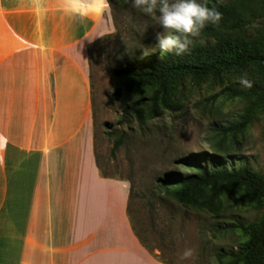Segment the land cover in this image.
<instances>
[{
  "label": "crops",
  "instance_id": "0c3cea01",
  "mask_svg": "<svg viewBox=\"0 0 264 264\" xmlns=\"http://www.w3.org/2000/svg\"><path fill=\"white\" fill-rule=\"evenodd\" d=\"M66 0H0V264H164L96 165L88 48L112 31Z\"/></svg>",
  "mask_w": 264,
  "mask_h": 264
},
{
  "label": "rangeland",
  "instance_id": "374dc122",
  "mask_svg": "<svg viewBox=\"0 0 264 264\" xmlns=\"http://www.w3.org/2000/svg\"><path fill=\"white\" fill-rule=\"evenodd\" d=\"M106 18L113 38L102 40L109 34L102 36L90 52L94 152L99 168L108 177L128 182L130 223L150 255L164 264H218L217 256L237 250L242 240L231 226L259 222L264 206H243L237 194L228 193L220 196L215 213L187 208L165 194L160 182L188 174L185 164L196 154L209 160L215 155L218 158L213 160L228 169L246 165L264 175V113L242 132H220L237 123L246 106L222 93L230 83H239V78L223 76L198 85L186 81L177 95V108L162 111L161 117L143 128L134 122L120 125L124 107L113 98L118 86L113 74L116 57L132 49L128 45L138 37L148 34L155 39L162 29L126 0H113ZM260 23L264 20L258 18L252 26ZM109 131L115 137L108 136ZM121 135L123 145L112 154L113 143ZM207 194L204 191L198 201ZM189 247L194 255L181 260Z\"/></svg>",
  "mask_w": 264,
  "mask_h": 264
},
{
  "label": "trees",
  "instance_id": "16d2710c",
  "mask_svg": "<svg viewBox=\"0 0 264 264\" xmlns=\"http://www.w3.org/2000/svg\"><path fill=\"white\" fill-rule=\"evenodd\" d=\"M108 3L112 9L113 0ZM206 4L221 12L222 19L218 25H207L193 38L188 54L178 57L163 52L157 39L148 34L129 43L132 49L118 53L117 66L113 70L118 86L113 98L124 107L120 125L134 122L143 128L161 117L162 111L175 110L177 95L186 81L198 85L207 80H220L223 76L240 78L244 73L250 75L247 78L252 88L246 89L233 82L222 93L246 102V106L238 122L220 132H242L264 113V23L252 26L258 18L264 20V0H232L229 3L210 0ZM107 38H113L112 34L102 40ZM97 41L88 48L89 65L91 47ZM108 136L115 137L114 131H109ZM123 138V135L116 137L112 154L123 145ZM195 156L191 163L185 164L188 174L160 182L165 194L187 208L214 213L220 196L228 193L237 194L243 206H264V175L246 165L225 168L213 160L218 158L215 155H211L210 160ZM95 160L100 175L111 178L101 172L96 156ZM204 191L208 194L198 201ZM130 195L131 190L129 198ZM231 228L242 240L237 250L220 253L218 264H264V218L254 223L233 224Z\"/></svg>",
  "mask_w": 264,
  "mask_h": 264
},
{
  "label": "clouds",
  "instance_id": "9594fccd",
  "mask_svg": "<svg viewBox=\"0 0 264 264\" xmlns=\"http://www.w3.org/2000/svg\"><path fill=\"white\" fill-rule=\"evenodd\" d=\"M126 3L155 19V24L162 29L156 33L160 48L178 57L189 53L193 38L198 37L207 25H218L222 19L221 12L208 7L206 0H126ZM110 8L108 0H66L64 11L86 17L90 11L102 14ZM239 84L246 89L253 86L246 73L239 78ZM193 255L194 249L185 248L180 259L187 260Z\"/></svg>",
  "mask_w": 264,
  "mask_h": 264
}]
</instances>
